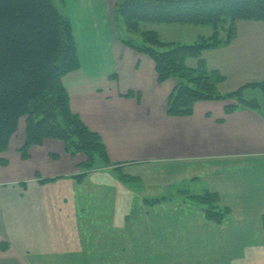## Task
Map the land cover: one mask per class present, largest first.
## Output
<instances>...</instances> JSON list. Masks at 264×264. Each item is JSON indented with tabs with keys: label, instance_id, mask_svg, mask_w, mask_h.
I'll return each mask as SVG.
<instances>
[{
	"label": "crops",
	"instance_id": "1",
	"mask_svg": "<svg viewBox=\"0 0 264 264\" xmlns=\"http://www.w3.org/2000/svg\"><path fill=\"white\" fill-rule=\"evenodd\" d=\"M120 1L63 0L57 7L71 17L80 57V67L63 77L71 108L102 136L113 167L132 169L131 177L90 173L79 181L72 176L79 163L55 138L32 145L24 158L22 118L0 152L8 161L0 164V186L27 183L11 193L0 190V211L8 217L0 222V263L51 264L57 247H70L73 236L79 240V228L62 208L77 213L73 197L85 193L87 205L98 211L111 199L122 215L133 208L140 215L142 208L158 212L160 227L147 235L154 243L148 246L160 247L162 263L264 264V91H244L245 98L258 100L257 108L241 104L227 112L236 100H202L192 114H169L177 81L160 82L155 60L119 36ZM211 51L209 68L226 77L218 84L221 92L264 80V35H236L230 44L206 50L207 64ZM259 89L263 95L252 96ZM207 190L229 208L220 223L209 220L193 198ZM160 196L165 198L156 205L146 200Z\"/></svg>",
	"mask_w": 264,
	"mask_h": 264
},
{
	"label": "trees",
	"instance_id": "2",
	"mask_svg": "<svg viewBox=\"0 0 264 264\" xmlns=\"http://www.w3.org/2000/svg\"><path fill=\"white\" fill-rule=\"evenodd\" d=\"M115 18L134 33L146 22L213 26V35L201 36L191 44L165 42L156 30H143L142 44L125 40L155 60L160 82L176 79L169 97V114H192L195 104L202 100H236V105L227 106V112L241 104L259 107L258 100L245 98L244 91L247 87L264 91V80L221 92L218 84L226 77L220 70L207 66L203 52L229 43L239 20L264 21V0H122L116 7ZM227 21L230 33L222 40L220 27ZM190 57L198 59L196 67L187 65ZM79 67L71 17L62 13L54 0H0V152L8 148L26 116V141L20 149L24 158L29 157L32 145L55 138L63 141L71 155H86L80 164L82 172L74 176L79 181L92 168L112 165L102 136L71 108L63 77ZM7 162L0 158V164ZM49 180L53 179H41ZM164 198L146 200L156 205ZM193 198L209 220L220 223L229 212V208L219 204L217 192L207 190ZM262 222L264 226V214Z\"/></svg>",
	"mask_w": 264,
	"mask_h": 264
},
{
	"label": "rangeland",
	"instance_id": "3",
	"mask_svg": "<svg viewBox=\"0 0 264 264\" xmlns=\"http://www.w3.org/2000/svg\"><path fill=\"white\" fill-rule=\"evenodd\" d=\"M60 1L62 0H54L56 6H59ZM113 21L115 22L114 18ZM115 23L118 24L117 32L121 38L133 40L137 44H141V42H143V30H151L153 28L159 33V35L162 36V39L165 42L174 41L186 44L195 42L201 36L210 37L214 33V28L210 25L153 22L142 23L140 31L138 33H134L127 29L126 25L122 21ZM229 25V21L221 25L219 31L220 39L226 40L230 33ZM234 35H264V21L239 20L237 22ZM235 36L232 38V40L235 38ZM232 40L225 44H230ZM204 52L203 57L205 58ZM207 55L209 56L208 60L210 62L208 63L209 65L207 64V66L212 67V51L207 52ZM196 59L197 58L187 59V65L190 66V62H193L194 65L197 66L198 59ZM251 94L252 96L263 95L261 89L253 90L251 91ZM23 120L27 121V117L25 116ZM73 159L79 163L78 166L80 168V164L86 160V155L80 152L75 155ZM74 171L78 172L72 176L81 173L82 169L80 168ZM129 171H132V169H127L123 172L120 169L117 170L116 167L114 168L113 165L107 166L106 164H103L98 168H92L87 175L92 173L93 176L99 174L120 177V174L122 173L123 177H131V175L128 174ZM57 176L58 175L52 177V179L55 180V178H58L61 175L58 177ZM63 177L65 176L63 175ZM17 185L18 186L2 185L0 186V190L5 193H11L13 191L12 189H16V187H19V185L27 186V183H17ZM128 186L129 184L127 187ZM105 192L106 191H102L103 194ZM165 192L167 193V190ZM176 193L177 192H172V194ZM105 196L109 195L105 194ZM87 197L88 196L85 193H81L78 196L73 197L74 201L71 207H77V213H75L74 209L66 210L65 208H62L64 212H68L69 221L75 224L77 229L79 228V231L76 232V235L80 236L78 241L75 240L77 238L74 236L67 241L68 245H71L70 247L63 249L61 248L60 250L57 247V253L55 254L54 261L51 262V264H166L164 261L163 263L161 262L160 247L148 246L149 244L154 243L148 241L150 240V237L147 234L150 235L155 232L151 229L160 227L161 218L158 212L154 213L151 209L146 213L144 208H142V215H140V211L133 208L129 212L124 211L125 215H122L119 214L116 209H113L114 205L111 199L109 200L110 205L106 206L105 211H98L96 206L93 207L92 205H87ZM89 198L93 201V197ZM0 205L4 206V201L0 203ZM60 214L59 216L64 217V215ZM7 218V215H3L0 211V222ZM147 228H150L151 231H143ZM135 234L139 237L130 239V237L136 236ZM4 242L5 241L2 243L3 249L6 248V246L3 245L5 244Z\"/></svg>",
	"mask_w": 264,
	"mask_h": 264
}]
</instances>
